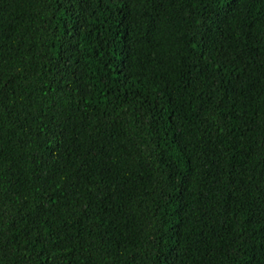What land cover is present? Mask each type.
<instances>
[{
	"label": "trees",
	"instance_id": "trees-1",
	"mask_svg": "<svg viewBox=\"0 0 264 264\" xmlns=\"http://www.w3.org/2000/svg\"><path fill=\"white\" fill-rule=\"evenodd\" d=\"M0 264H264V0H0Z\"/></svg>",
	"mask_w": 264,
	"mask_h": 264
}]
</instances>
